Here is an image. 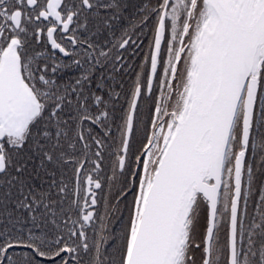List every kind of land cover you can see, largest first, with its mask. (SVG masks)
<instances>
[{
  "label": "snow or ice",
  "instance_id": "obj_1",
  "mask_svg": "<svg viewBox=\"0 0 264 264\" xmlns=\"http://www.w3.org/2000/svg\"><path fill=\"white\" fill-rule=\"evenodd\" d=\"M0 264H264V0H0Z\"/></svg>",
  "mask_w": 264,
  "mask_h": 264
}]
</instances>
